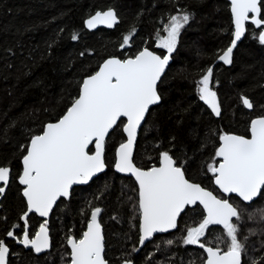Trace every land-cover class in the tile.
I'll return each instance as SVG.
<instances>
[{
  "label": "trees",
  "instance_id": "16d2710c",
  "mask_svg": "<svg viewBox=\"0 0 264 264\" xmlns=\"http://www.w3.org/2000/svg\"><path fill=\"white\" fill-rule=\"evenodd\" d=\"M110 8L119 18L113 30L84 28L87 18ZM183 11L191 20L181 30L172 63L158 85L162 100L149 110L133 160L147 169L159 164L162 151H169L183 164L186 178L226 199L207 170L213 160L218 162L214 154L219 137L224 133L248 137L251 120L264 116V45L256 38L260 30L248 25L231 65L216 63L233 37L227 0H0V166L11 169L0 201V240H7L13 251L9 264H63L68 238L82 236L95 207L102 209L109 264H205L204 249L183 243L187 229L198 226L205 215L199 205L186 208L176 231L139 247L138 188L132 179L114 171L116 150L126 141L122 126L105 142L106 171L54 207L49 253L36 256L7 239L9 231L19 236L24 229L21 217L27 206L18 182L25 154L21 146L66 113L83 79L105 60L132 58L146 47L164 55L154 48L155 38L167 35L169 17ZM74 34L79 38L73 40ZM130 34L124 46V37ZM209 67L221 107L218 117L198 92L197 82ZM242 97L252 102V109L243 105ZM229 200L242 213V220L235 222L239 238L247 237L243 264L254 260L264 264V199L250 205L236 197ZM28 221L30 230L38 224L34 215ZM223 232L211 225L201 242L226 248ZM169 240L174 243L169 245Z\"/></svg>",
  "mask_w": 264,
  "mask_h": 264
},
{
  "label": "snow or ice",
  "instance_id": "6c2138e0",
  "mask_svg": "<svg viewBox=\"0 0 264 264\" xmlns=\"http://www.w3.org/2000/svg\"><path fill=\"white\" fill-rule=\"evenodd\" d=\"M230 3L235 21L234 40L219 56V60L229 65L236 41L245 32L246 21L261 29L256 38L264 45V2L230 0ZM190 20L187 11L169 17L164 28L167 35L161 36L157 45L167 50L165 55L145 48L134 58L106 60L98 71L83 79L80 94L66 113L56 122L47 123L42 132L34 134L27 145L21 146L25 154L22 157L23 171L18 179L24 186L28 212L48 217L57 200L70 196L73 185L87 184L93 176L103 172L106 168V139L113 129L122 126L127 139L119 145L114 167L118 172L131 174L138 184L140 244L151 240L156 233L177 228L178 218L186 207L199 204L206 215L198 226L187 229L183 243L204 249L207 253L205 264H242L243 241L247 237L242 240L238 235L239 224L236 222L242 220L238 206L186 178L183 164L178 163L169 151L160 153L159 167L144 169L133 160L138 130L142 123H146L150 107L161 103L162 95L157 85L176 50L181 30ZM117 22L115 11L109 9L97 12L86 21V26L94 29L104 24L111 28ZM134 32L133 29L132 34ZM78 38L75 34L72 36L73 40ZM131 38V34L125 36L123 44L127 45ZM212 83L213 69L209 67L197 82L199 97L216 116H220L221 107ZM241 99L244 106L253 108L248 98ZM249 133L248 137L220 135V144L214 154L218 162L213 160L207 170L220 192L236 194L242 201L251 203L257 197L264 199V116L251 120ZM10 173L9 167L0 166V194L9 183ZM101 211L100 207L92 210L87 230L80 238L68 239L70 264H108L98 219ZM21 219L27 226V213ZM211 225L222 226L227 237L226 248L206 247L210 241L201 242ZM7 235L11 237L14 233L9 231ZM20 242L26 247L31 246L37 253L48 249L47 222L40 226L34 239L29 238L25 229ZM167 243L171 245L174 241ZM0 264H9V248L3 240H0ZM125 264L130 262L125 261ZM252 264L260 262L254 260Z\"/></svg>",
  "mask_w": 264,
  "mask_h": 264
},
{
  "label": "water",
  "instance_id": "95a60500",
  "mask_svg": "<svg viewBox=\"0 0 264 264\" xmlns=\"http://www.w3.org/2000/svg\"><path fill=\"white\" fill-rule=\"evenodd\" d=\"M228 1V3H229V5H230V12H231V3H230V0H227ZM109 10V9H108ZM111 10H113V11H115L114 9H111ZM107 11V10H106ZM115 13H116V11H115ZM96 14V13H95ZM95 14H93L92 16H94ZM117 15V14H116ZM251 15V14H250ZM91 16V17H92ZM91 17H89V18H91ZM231 17H232V24H233V37H232V41L234 40V32H235V21H234V16H233V14H232V12H231ZM88 18V19H89ZM87 19V20H88ZM117 19H118V22L116 23V24H114L113 25V27H111V28H109V27H107L106 25H104V24H99V25H97V27H95L94 29H89V28H87V26H86V21L87 20H85V22H84V26H85V28L88 30V31H95V30H97V29H99V28H104V29H107V30H113L115 27H116V25L117 24H119V18H118V16H117ZM248 25H252L250 22H248V21H246L245 22V32H244V34L241 36V39L239 40V41H236V47L233 49V54H234V52H235V50H236V48L238 47V45L241 43V41L244 39V37H245V35H246V33H247V27H248ZM252 26H254L255 28H256V26L255 25H252ZM257 29H259V28H257ZM232 41H231V43H232ZM230 43V44H231ZM230 46V45H229ZM149 50V49H148ZM149 51H151V50H149ZM222 55V54H221ZM113 58H116V57H113ZM232 58H233V55H232ZM109 59H111V58H109ZM119 59V58H118ZM108 60V59H107ZM106 61V60H105ZM104 61V62H105ZM103 62V63H104ZM103 63L101 64V66L103 65ZM170 63H171V58H170V60H169V64H168V66L165 68V72H164V74L166 73V71H167V69H168V67H169V65H170ZM216 63H221V64H223V65H225V66H230L229 64H224L223 63V61H221V60H219V58L217 59V61H216ZM100 66V67H101ZM99 70V69H98ZM164 75H162V77H163ZM162 77H161V79H162ZM87 78V77H86ZM160 83V82H159ZM159 83H158V85H159ZM158 85H157V88H158ZM80 94V93H79ZM154 106H156V105H153V106H151L150 107V109L152 108V107H154ZM149 109V110H150ZM147 117V116H146ZM146 117H145V120H146ZM216 117H218V116H216ZM122 119H124V118H122ZM143 124L144 123H142V125H141V128H142V126H143ZM114 130V129H113ZM112 130V131H113ZM141 130V129H140ZM140 130H138V133H137V138H136V142H137V139H138V136H139V133H140ZM111 131V132H112ZM111 132L109 133V135L111 134ZM124 135H125V137H126V139H127V136H126V133H124ZM250 135V134H249ZM107 140V139H106ZM135 147H136V143H135V146H134V151H133V155H134V152H135ZM90 148H91V146H90ZM119 148V147H118ZM118 148H117V150H118ZM117 150H116V153H117ZM104 154H105V151H104ZM116 159H117V155H116ZM116 162V161H115ZM106 169H107V166H106V168H105V170L103 171V172H100V173H97L95 176H93L92 177V179L87 183V184H80V185H73V188H72V190L75 188V187H78V186H86V185H88L92 180H94L95 178H97V177H99L100 175H102L105 171H106ZM22 171H23V164H22ZM114 171L117 173V174H119V175H121V176H124V177H132V178H134L131 174H126V173H121V172H118V171H116V169H115V167H114ZM22 174V173H21ZM135 179V178H134ZM214 185H215V183H214ZM23 186V185H22ZM24 187V186H23ZM215 187H216V189H218V187L215 185ZM6 189H7V186H6V188H5V191H4V193H2V194H0V201H1V199H2V197L4 196V194H5V192H6ZM206 189V188H205ZM72 190H71V192H72ZM206 190H208V189H206ZM209 191H211V190H209ZM218 191H219V189H218ZM220 192V191H219ZM214 193V192H213ZM223 196H225L226 197V199H230L231 197H236V198H238L239 200H241L239 197H237L236 196V194H224V193H222V192H220ZM215 194V193H214ZM216 195V194H215ZM24 197V196H23ZM70 197V196H69ZM69 197H61V198H64V199H68ZM60 198V199H61ZM259 197H257V198H254V200L251 202V203H249V202H245V201H242L243 203H245V204H247V205H250V204H252L253 202H255L257 199H258ZM24 199H25V201H26V204H27V200H26V197H24ZM59 199V200H60ZM59 200H57V202L59 201ZM57 202H56V204H57ZM229 202H230V200H229ZM231 203V202H230ZM56 204L53 206V209H54V207L56 206ZM197 205H199V204H197ZM196 206V205H195ZM195 206H188V207H195ZM199 206H201L202 208H203V206L202 205H199ZM188 207H186V208H188ZM53 209H52V211H51V213L49 214V216L48 217H40L39 216V214L38 213H34V212H28V210L26 211V213H27V215L29 216V215H31V214H36V215H38L40 218H43V219H45V220H47V219H49L50 218V216H51V214H52V212H53ZM186 210V209H185ZM204 210V209H203ZM205 212V211H204ZM184 212H182L181 213V215L183 214ZM101 215H102V211H101V213H100V216H99V222L101 223ZM180 215V216H181ZM205 215H206V213H205ZM180 218V217H179ZM179 218H178V221H179ZM234 220H235V218H234ZM178 221H177V227H178ZM24 222V221H23ZM90 222V221H89ZM101 226H102V224H101ZM215 226H217V227H220V228H222V226H219V225H215ZM87 230V229H86ZM177 230V228H175V229H171V230H169L168 232H165V233H156V234H154V236L152 237V239L151 240H148V241H145L144 242V244L143 245H141V244H139V247L140 248H142V247H144L147 243H149V242H151L153 239H154V237H156V236H158V235H165V234H169V233H172V232H174V231H176ZM102 231H103V236H104V230H103V226H102ZM140 235H141V233H140ZM8 237H10V236H8ZM48 237H49V233H48ZM5 242V241H4ZM23 244V243H22ZM49 244H50V238H49ZM104 244H105V236H104ZM24 245V244H23ZM7 246V245H6ZM68 246H69V248H70V251H71V247H70V245L68 244ZM9 248V247H8ZM27 248H32L31 246H28ZM49 248H50V246H49ZM49 248L48 249H45L44 251H42V252H45V251H47V250H49ZM42 252H39V253H42ZM38 253V254H39ZM9 254H10V249H9ZM206 256H207V253H206ZM128 262H130V264H134L133 262H131V261H128ZM108 264H109V262H108ZM123 264H125V262L123 263ZM242 264H243V259H242Z\"/></svg>",
  "mask_w": 264,
  "mask_h": 264
},
{
  "label": "flooded vegetation",
  "instance_id": "af4514ba",
  "mask_svg": "<svg viewBox=\"0 0 264 264\" xmlns=\"http://www.w3.org/2000/svg\"><path fill=\"white\" fill-rule=\"evenodd\" d=\"M111 9V8H110ZM106 10H108V9H106ZM106 10H104V11H106ZM104 11H97V12H104ZM96 12V13H97ZM95 14V13H94ZM117 14V13H116ZM91 17V16H90ZM88 19V18H87ZM86 19V20H87ZM84 28H85V26H84ZM86 29V28H85ZM100 29V28H99ZM87 30V29H86ZM260 31H261V29H259ZM88 31V30H87ZM161 35H165V34H161ZM155 44H156V38H155V42H154V48H156L155 47ZM147 48V47H146ZM145 49V48H144ZM143 49V50H144ZM147 49H149V50H151V51H153L154 53H156L154 50H152V49H150V48H147ZM158 49V48H157ZM161 50V49H160ZM142 51V50H141ZM156 54H158V53H156ZM165 54H167V52L165 53ZM164 54V55H165ZM159 55V54H158ZM132 58H134V57H132ZM171 63H172V57H171ZM170 63V64H171ZM209 107V106H208ZM210 108V107H209ZM156 167H159L160 165L158 164V165H155ZM22 173V172H21ZM127 178H130V179H132L134 182H135V184L137 185V188H138V184H137V182L135 181V179L134 178H132V177H127ZM18 182H19V180H18ZM20 184V183H19ZM21 185V184H20ZM22 186V185H21ZM23 187V186H22ZM78 187H81V186H78ZM78 187H75V188H78ZM74 188V189H75ZM23 189H24V187H23ZM73 189V190H74ZM72 193V192H71ZM22 194H23V192H22ZM70 196H71V194H70ZM61 199H63V200H69L70 199V197L68 198V199H64V198H61ZM60 199V200H61ZM26 202V201H25ZM59 202V201H58ZM57 202V203H58ZM26 206H27V204H26ZM192 208V207H191ZM26 211H27V209H26ZM31 215H34L37 219H38V224H37V226L35 227V228H33L32 230H30V224H29V221H28V224H27V226H25V224H24V222H23V220L21 219V221H22V223H23V225H24V229H23V231L26 229L27 230V232H28V234H29V238L30 239H34V237H35V233L36 232H38L39 231V228H40V226L42 225V224H44L45 222H47V227H48V233H49V238H50V248H49V250H47V251H45V252H42V253H37L33 248H27L25 245H23L20 241L22 240V238H23V231H21L20 232V234H19V236H16L15 234H14V236H11V237H8V235H7V239L8 240H10V241H12L13 243H14V245H16V246H19V247H21V248H23L24 250H27V251H31L34 255H36V256H42V255H44V254H47V253H49L50 252V250H51V248H52V235H51V228H50V222H51V216H50V218L49 219H47V220H45V219H43V218H40L38 215H36V214H31ZM52 215V214H51ZM29 217H30V215L28 216V219H29ZM139 221H140V218H139ZM87 229V228H86ZM70 237H72V236H70ZM69 237V238H70ZM68 238V239H69ZM3 241H5V244L9 247V249H10V254H9V263H10V258L11 257H13L14 256V254L12 253L13 251H12V249H11V247L9 246V244L7 243V240H3ZM66 247H67V249H68V256H67V259L66 260H64V264H70V253H71V251H70V248H69V246H68V240H67V242H66Z\"/></svg>",
  "mask_w": 264,
  "mask_h": 264
},
{
  "label": "rangeland",
  "instance_id": "374dc122",
  "mask_svg": "<svg viewBox=\"0 0 264 264\" xmlns=\"http://www.w3.org/2000/svg\"><path fill=\"white\" fill-rule=\"evenodd\" d=\"M161 36H166V35H161V34H159L157 37H156V44H155V47L156 48H158V49H161V50H163V51H165V53L167 52V50L166 49H162V48H159L157 45H158V43H159V39H160V37ZM130 42V41H129ZM124 46H128V44L127 45H124ZM234 222H235V220H234ZM193 227V226H192ZM196 227V226H195ZM189 228H191V227H189ZM223 229V228H222ZM224 231V230H223ZM187 233V232H186ZM223 240L224 241H226L227 242V237H226V233H225V231L223 232ZM64 264V263H63Z\"/></svg>",
  "mask_w": 264,
  "mask_h": 264
}]
</instances>
